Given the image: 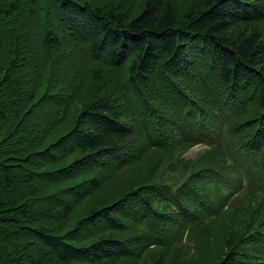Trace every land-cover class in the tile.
I'll list each match as a JSON object with an SVG mask.
<instances>
[{"label":"trees","instance_id":"1","mask_svg":"<svg viewBox=\"0 0 264 264\" xmlns=\"http://www.w3.org/2000/svg\"><path fill=\"white\" fill-rule=\"evenodd\" d=\"M0 264H264V0H0Z\"/></svg>","mask_w":264,"mask_h":264},{"label":"rangeland","instance_id":"2","mask_svg":"<svg viewBox=\"0 0 264 264\" xmlns=\"http://www.w3.org/2000/svg\"><path fill=\"white\" fill-rule=\"evenodd\" d=\"M207 149V146L204 144H197L194 147H192L186 154L183 155L186 159H197L199 156ZM175 175V173H171L169 175V180L172 179V177Z\"/></svg>","mask_w":264,"mask_h":264}]
</instances>
